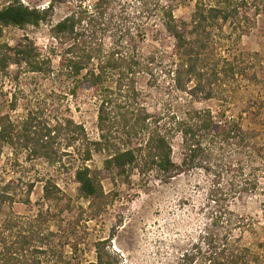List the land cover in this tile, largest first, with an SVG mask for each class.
<instances>
[{"label":"rangeland","instance_id":"rangeland-1","mask_svg":"<svg viewBox=\"0 0 264 264\" xmlns=\"http://www.w3.org/2000/svg\"><path fill=\"white\" fill-rule=\"evenodd\" d=\"M10 1L0 0V9ZM19 1L39 9L54 1L51 23L55 24L77 6L93 7L98 0ZM211 3L213 0H204V5ZM103 6L111 14L107 18L112 27L103 43L109 47L118 40L128 41L149 70L138 76L140 102L152 113L171 112L178 105L208 109L217 118L237 122L253 139L254 147L250 158L241 148L233 149L231 156L244 173L252 171L264 189V13L240 10L237 20L219 21L206 33H194L196 0H109ZM163 9L171 10L178 27L185 23L193 54L184 58V67L179 64L182 59L176 40L163 24ZM49 29L48 24L5 27L0 43L9 47L30 43L41 53L55 47L50 53L54 70L62 48ZM176 68L182 73L180 91L173 84ZM69 85L64 76L28 72L23 64L12 62L6 71H0V118L7 117L14 125L13 137L29 113L37 125L36 130L27 132L28 139L14 138V145H5L0 155V190L4 187L7 195L0 206V247L2 237L13 242L18 232L38 220L45 249L50 250V263L63 252L61 264H90L96 260L95 244L103 242V251L108 254L105 259L114 264H177L181 253L198 240L215 208L208 201L212 179L198 169L171 179L155 169L120 177L104 170L106 151L92 152L83 164L96 174L103 198L92 204L82 199L74 171L83 162L79 151L87 147V141L98 139V104L94 91L79 89L77 97H72ZM57 123L62 126L60 133L54 130L42 137L40 128L49 125L53 129ZM125 139L119 134L112 136L111 142L126 147ZM131 143L134 147L138 142ZM178 144L179 139H174L172 159L176 163L181 161ZM35 147H44L50 162L30 154ZM226 180L224 175V185ZM46 181L60 191V198L52 203L43 199ZM234 199L228 200L230 209L264 223V191ZM261 224L257 235L246 234L243 242L264 255V244L256 246L264 243ZM72 244H76V251H72Z\"/></svg>","mask_w":264,"mask_h":264},{"label":"trees","instance_id":"trees-1","mask_svg":"<svg viewBox=\"0 0 264 264\" xmlns=\"http://www.w3.org/2000/svg\"><path fill=\"white\" fill-rule=\"evenodd\" d=\"M213 2L204 5V0H196L192 32L202 30L206 33V29L214 23L221 21L224 24L234 18L237 20L240 10H254L256 15L264 13V0ZM108 3L109 0H98L93 7L77 6L75 11L53 24L54 1L42 9L28 7L19 0L10 1L0 9V39L5 27L25 29L48 24L50 35L61 46L62 52L53 70L50 53L55 52V47L41 53L30 43L21 42L15 47L0 43V71H6L12 62L23 64L28 72L64 76L70 81L68 93L72 97H77L79 89L95 92L99 136L97 140L87 141V147L79 151L83 162L74 171L82 199L92 204L103 198L96 174L83 164L91 159L92 152L106 151L104 170L115 172L120 177L134 171L144 175L150 169H155L164 178L171 179L177 174L198 169L212 179L208 201L215 208L211 209L208 224L199 232L198 240L181 253L177 264H264V255L243 242L246 234H256L257 226L261 223L235 213L228 201L236 195L252 196L264 191L260 189L258 178L252 171L244 173L240 163L231 156L233 149L241 148L250 158L253 139L242 131L237 122L225 117L217 118L208 109L192 110L176 105L171 112L161 114L156 111L152 113L146 108L140 102L137 85L138 76L149 70L138 59L136 49L126 40H118L109 47L103 43L106 32L112 28L107 18L111 14L103 8ZM244 18L247 19L246 16ZM163 24L176 40L175 48L182 59L180 66H186L183 60L192 56L193 47L186 38L185 23H182V28L178 27L173 21L171 10L163 9ZM228 66L232 70L231 64ZM189 69L192 71L194 67L190 66ZM222 72L227 73V70ZM182 82V73L176 68L173 75L176 90H182ZM34 120L29 113L22 121L21 131L13 137L14 125L7 117L0 118V155L5 145H14V138L22 136L28 139L27 132L31 128L36 130ZM61 127V123H57L53 129L45 125L40 128L42 137L50 136L54 130L60 133ZM119 134L126 138V147L111 142L112 136ZM176 138L179 139L181 151L179 163L172 159V144ZM134 140L138 143L130 147ZM44 150V147H35L30 149V154L36 158L44 157L50 162ZM224 175L227 176L226 185L222 183ZM42 190L43 199L48 203L60 198L59 189L50 181L44 183ZM6 199L3 187L0 190V206ZM221 202L227 203L222 205ZM260 229L264 231V223ZM44 244V236L40 233L38 220H35L18 232L15 241L7 243L5 237L1 238L0 264H61L63 252L50 263V250L45 249ZM263 244L258 243L256 246L262 247ZM95 249L96 260L90 264H114L105 259L108 254L103 251V242H97ZM72 251H76V244H72Z\"/></svg>","mask_w":264,"mask_h":264}]
</instances>
